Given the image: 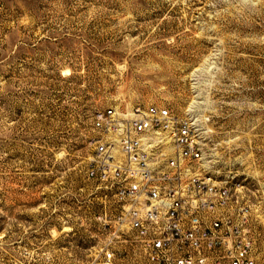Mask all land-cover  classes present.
<instances>
[{
    "label": "rangeland",
    "instance_id": "1",
    "mask_svg": "<svg viewBox=\"0 0 264 264\" xmlns=\"http://www.w3.org/2000/svg\"><path fill=\"white\" fill-rule=\"evenodd\" d=\"M141 104L201 122L264 264V0H0V264H143L86 173L94 113Z\"/></svg>",
    "mask_w": 264,
    "mask_h": 264
},
{
    "label": "built area",
    "instance_id": "2",
    "mask_svg": "<svg viewBox=\"0 0 264 264\" xmlns=\"http://www.w3.org/2000/svg\"><path fill=\"white\" fill-rule=\"evenodd\" d=\"M87 177L110 206L98 214L143 264H255L243 186L209 169L201 122L167 106L94 113Z\"/></svg>",
    "mask_w": 264,
    "mask_h": 264
}]
</instances>
